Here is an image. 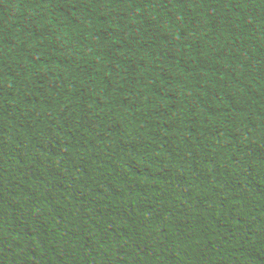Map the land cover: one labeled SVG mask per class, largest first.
Segmentation results:
<instances>
[{"label": "trees", "instance_id": "trees-1", "mask_svg": "<svg viewBox=\"0 0 264 264\" xmlns=\"http://www.w3.org/2000/svg\"><path fill=\"white\" fill-rule=\"evenodd\" d=\"M0 264H264V0H0Z\"/></svg>", "mask_w": 264, "mask_h": 264}]
</instances>
